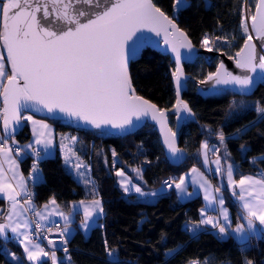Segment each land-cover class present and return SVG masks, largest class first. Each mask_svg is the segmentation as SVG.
<instances>
[{
    "label": "snow or ice",
    "instance_id": "6c2138e0",
    "mask_svg": "<svg viewBox=\"0 0 264 264\" xmlns=\"http://www.w3.org/2000/svg\"><path fill=\"white\" fill-rule=\"evenodd\" d=\"M187 7L190 5L183 0H176V18L179 11ZM240 29L246 38L244 46L236 53V67L244 74L234 75L221 63L216 72L199 81L201 85L212 84L208 90L212 95L218 93L217 86L231 88L234 94H250L257 81V77L250 73H256L257 69L264 73V51H258L253 42L254 39L260 41L259 49H264V0H256L255 12H251L247 0H244ZM144 32L163 35L167 50L174 54L175 68L171 75L176 86L174 108L178 121L185 119V114L193 116L192 109L180 98L184 86L181 62L190 59L181 49L191 51V41L154 0H0V45L7 52L6 57L0 55V97L3 99V108L0 109V198L8 203L7 213L0 215V239L7 243L10 232L30 264H47L48 260L51 264H71L67 244L68 237L76 232L71 227L75 216L83 210L79 229L87 236L95 228L103 227L100 220L105 215V208L91 166L75 148L77 137L62 138L61 156L65 170L91 199L71 205L68 213L60 210L61 205L55 197L36 208L34 193L20 172V163L31 155L33 164L28 179L33 185L44 183L39 164L53 158V139L49 125L35 120L32 115H24L25 110H46L52 118H73L92 128L104 129L105 134H110L109 128L128 132L143 126L144 118L150 117L160 126L167 156L174 162H182L181 149L177 146L178 132L168 126L165 110L136 95L132 88L129 64L141 55L149 40ZM202 44L208 51H213L207 35ZM9 66L11 74L7 70ZM259 79L264 82V76ZM240 105L246 111L253 110L243 100ZM235 107L236 102H231L229 108ZM254 110L256 119L235 135H243L255 124L264 122V105L257 102ZM22 121L34 126V140L23 147L13 148L12 145L18 144L15 136ZM206 131L211 135L210 128ZM217 138L219 145L203 141L200 155L205 168L209 164L215 165L214 175L227 179V187L240 209L238 219L242 218L244 223H237L232 228L229 210L220 194L222 189L213 188L206 174L196 167L181 175L178 181L170 177L163 183L169 189L175 188L178 200L198 195L195 190L188 192L189 186L203 191L205 207L200 210V220L184 226L193 239L214 229L217 230V239L232 238L244 250L253 237L260 239L264 236V173L255 177L241 175L237 182L234 175L238 166L234 161L230 162L231 154L223 131L217 133ZM249 150L246 145L240 146L242 154ZM210 154L216 155V159L209 161ZM112 156L116 157L115 150ZM257 160H264V156L255 158L253 163ZM116 163L114 159V168ZM4 165L8 166L7 169ZM133 171L137 174L136 179L143 180L142 169ZM115 175L126 196L134 191L139 197H158L163 192V189L144 192L122 169H117ZM209 211L216 215H209ZM144 222L142 220L141 224ZM45 228L49 233L56 229L55 236L65 253L64 260H58L56 256V240L47 235L42 237L48 241L49 250L39 243ZM165 240L166 237L162 236L161 241ZM104 243L110 264H122L114 250L108 247L107 240ZM178 250L166 252V260ZM0 252L9 255L6 247ZM10 258L22 264L21 257L15 253H11ZM209 259L205 257L202 262L194 259L187 264H209ZM245 264H253V261L246 260Z\"/></svg>",
    "mask_w": 264,
    "mask_h": 264
},
{
    "label": "trees",
    "instance_id": "16d2710c",
    "mask_svg": "<svg viewBox=\"0 0 264 264\" xmlns=\"http://www.w3.org/2000/svg\"><path fill=\"white\" fill-rule=\"evenodd\" d=\"M175 1L154 0V3L176 21L194 46L205 47L202 41L207 35L212 41L213 50L224 52L227 56H233L239 50L246 38L240 29L244 0H207V3L204 0H185L190 7L179 11L178 18L173 15ZM255 2L248 0L251 11ZM217 37L220 39L217 40ZM216 62L214 58L207 64L199 55L192 63L184 65L185 72L193 80L187 82L181 99L189 105L194 115L189 117L185 114V119L179 121L174 110L175 92L171 75L174 65L169 56L147 48L139 59L130 64V78L137 94L159 108L166 109L170 127L179 131V146L185 150L186 159L177 167L171 166L164 157L157 132L149 123L133 132L105 134L104 129L79 124L75 119L23 113L48 120L54 126L56 137L66 133L77 137L75 148L82 159L90 164L92 176L99 187L105 208V215L100 220L103 227L95 228L87 236L76 229L67 244L71 264H110L105 252V240L122 264H187L194 259L202 262L205 257L210 258L209 264H245L246 260L253 261V264H264V236L260 239L253 237L248 242L249 247L241 250L232 238L219 240L208 232L193 239L184 230L185 223L198 221L202 207L200 196L181 202L174 188H165L162 194L150 202L133 194L124 197L114 181L112 149L119 159L116 168L142 167L143 187L152 189L160 186L164 177L173 176L177 181L191 167L200 168L201 143L207 140L209 144L219 145L217 133L220 131L226 138L230 162L234 161L238 166L235 180L241 175L264 173V160L253 163L255 158L264 156V122L255 124L243 135H235L239 129L256 119V103L264 105V82L249 95L234 94L223 88H218L215 95L198 91L196 83L214 71ZM7 70L11 74L9 67ZM242 100L245 105H251L253 110L246 111L240 105ZM233 101L236 107L230 109L229 105ZM209 128L211 135L206 131ZM15 139L21 146L29 142L28 122L22 121ZM241 145H246L250 150L242 154ZM32 164L33 157L23 159L20 163L22 172L28 174ZM39 168L44 183L29 185L36 206L55 197L61 209L68 211L71 202L91 199L85 196L84 188L65 170L58 146L53 158L41 162ZM210 178L215 187L222 189L225 204L235 223L240 216V209L225 178L216 175ZM3 207L4 201L0 198V210ZM142 220L145 221L143 224ZM162 236L166 237L165 241H161ZM5 247L9 255L0 252V264H18L11 260V253L20 256L22 264H28L14 240L8 239L5 243L0 239V249ZM177 248L179 250L166 260L165 253ZM47 264H51V261H47Z\"/></svg>",
    "mask_w": 264,
    "mask_h": 264
},
{
    "label": "water",
    "instance_id": "95a60500",
    "mask_svg": "<svg viewBox=\"0 0 264 264\" xmlns=\"http://www.w3.org/2000/svg\"><path fill=\"white\" fill-rule=\"evenodd\" d=\"M256 3V2H255ZM251 12H255V5H254V8H253V10L251 11ZM168 16V15H167ZM169 18H171L170 16H168ZM175 23H176V21H175ZM249 23V27H250V21L248 22ZM177 24V23H176ZM178 25V24H177ZM179 27V26H178ZM180 28V27H179ZM180 30L181 31H183L185 34H186V32L183 30V29H181L180 28ZM139 35V34H138ZM143 35L144 36H146V37H149V40H148V42L144 45V48H143V50H142V52L145 50V49H150V50H154V51H157V52H160L161 54H164V55H167V56H169V59H170V61L173 63V65H174V68H175V58H174V54H172L169 50H167V46L165 45V43H164V37H163V35H161V36H156L154 33H149V32H144L143 33ZM187 35V34H186ZM188 37V36H187ZM188 40L190 41V39L188 38ZM254 43H256L257 44V46H258V51H264V49H259V44H260V41H258V40H255L254 39V41H253ZM191 44H192V42H191ZM244 46V42L242 43V45H241V47H243ZM240 47V48H241ZM240 48H239V50H240ZM3 50H4V53H5V57L7 56V52H6V50L3 48ZM238 50V51H239ZM237 51V52H238ZM181 52L185 55V56H187V57H190V59H186V60H182V62H181V67L183 68V71H184V86L182 87V89H181V92H180V98H181V96H182V93H183V91L184 90H186V84H187V82L189 81V80H193V78L189 75V74H187L186 72H185V69H184V65L185 64H189V63H192L199 55L203 58V60L208 64V63H210L214 58H216V67H215V69H214V71L213 72H211V73H214V72H216L217 71V68L219 67V65L221 64V63H223L224 64V66H225V68L228 70V71H231L234 75H242V74H244V72H243V70H241L240 68H237L236 67V53L233 55V56H227L224 52H219V51H216V50H213V51H208L207 50V48H205V47H202V48H198V47H196V46H194L193 44H192V50L191 51H189L188 49H181ZM142 54V53H141ZM141 56V55H140ZM140 56L137 58V59H139L140 58ZM137 59H134V60H132L131 62H130V64L132 63V62H134V61H136ZM130 64H129V69H130ZM9 68H10V66H9ZM10 71H11V69H10ZM129 75H130V73H129ZM250 75H252V76H256L257 77V81H256V83H255V86H254V88H253V90H252V92L256 89V87L260 84V83H262V81L259 79V77L260 76H264V73H261L260 72V70L259 69H257V72L256 73H250ZM206 77H207V75L202 79V80H204V79H206ZM5 83L7 82L6 80L4 81ZM172 84H173V88H174V92H175V105H176V99H177V97H176V86H175V83H174V81H173V78H172ZM196 86H197V89H198V91H200V92H202V93H206V92H209L208 90H210L211 88H212V84L211 83H208V84H203V85H201L200 83H199V81L196 83ZM218 88H223V89H228V90H231L232 91V89L231 88H226V87H224V86H217ZM132 88L134 89V87H133V85H132ZM135 90V89H134ZM251 92V93H252ZM135 93H136V95H138L137 94V92L135 91ZM250 93V94H251ZM237 94H242V93H237ZM242 95H249V94H242ZM138 96H140V95H138ZM140 97H142V96H140ZM144 100H147L150 104H154V103H152L151 101H149L148 99H145L144 97H142ZM0 103H1V107L3 108V99H2V97H0ZM155 105V104H154ZM156 107L158 108V109H163V110H165V112H166V114H167V117H168V111L166 110V109H164V108H159L157 105H156ZM174 110H175V108H174ZM23 113H26V114H31V113H39V114H44V115H48V116H50L47 112H46V110H41V111H34V110H25ZM59 118H62V119H68L67 117H62V116H60ZM69 119H73V118H69ZM79 122V124H84L82 121H78ZM145 123H149L150 125H152L154 128H155V130H156V132H157V135H158V139H159V142H160V145H161V147H162V150H163V154H164V157L166 158V160L168 161V163L171 165V166H174V167H177V166H179V165H181L184 161H185V159H186V152H185V150L183 149V148H181L180 146H179V131H178V129L177 128H175V129H172L173 131H177L178 132V136H177V146L181 149V158H182V162H174L172 159H170L168 156H167V154H166V150H165V148H164V146H163V137H162V135H161V132H160V126L158 125V124H156L154 121H152L151 120V118L150 117H146V118H144V120L142 121V124L144 125ZM86 125V124H85ZM168 126L170 127V125H169V119H168ZM142 126H139V127H136V128H133V129H130L129 131H136V130H138L139 128H141ZM171 128V127H170ZM20 131V130H19ZM18 131V132H19ZM108 131L110 132V133H116V132H118V133H121L119 130H117V129H108ZM17 132V133H18Z\"/></svg>",
    "mask_w": 264,
    "mask_h": 264
},
{
    "label": "crops",
    "instance_id": "0c3cea01",
    "mask_svg": "<svg viewBox=\"0 0 264 264\" xmlns=\"http://www.w3.org/2000/svg\"><path fill=\"white\" fill-rule=\"evenodd\" d=\"M0 55H3V56H5V53H4V50H3V46L2 45H0ZM35 120H38V121H43L44 123H47L48 125H49V128H50V131H51V138L53 139V153H55V150H56V146H58V150H59V152H60V154H61V151H60V144H61V141H62V138L63 137H75V136H72V135H70V134H68V133H66V134H63V135H59V136H57L56 137V134H55V131H54V129H53V124L52 123H50L48 120H46V119H40V118H36V117H33ZM26 122H28V121H26ZM28 126H29V130H30V140H29V142L27 143V144H29V143H32L33 142V140H34V134H33V125L30 123V122H28ZM39 130H42V129H38V131ZM65 143H70V141H67V140H65L64 141ZM211 145V144H210ZM14 155V154H13ZM208 159H209V161H213V160H215L216 159V156L215 155H213V154H210L209 155V157H208ZM200 160H201V167L199 168V167H196V166H193V167H196V168H198V169H200V171L201 172H204L205 174H206V176L209 178V180H210V182H211V184H212V186H213V188H216L215 186H214V184H213V182H212V180H211V176L212 175H214V168H215V165H212V164H209V166H208V168H205V166H204V159H203V156H201L200 155ZM4 167H5V169H7V165H4ZM193 167H191L190 169H188L186 172H184L182 175H184V174H186V173H188ZM209 168H211V169H213V171H209L208 169ZM32 171V168L30 169V171L28 172V174H24L23 172H22V169H21V166H20V172H21V174L23 175V177L25 178V180H26V182L28 183V186L30 185V184H33V182L31 181V180H29L28 179V177H29V174H30V172ZM244 176H249V175H244ZM240 179V178H239ZM239 179L238 180H236L237 182L239 181ZM179 180V179H178ZM177 180V181H178ZM225 182H226V185H227V179L225 178ZM159 188H161V189H163V192L166 190L165 189V187H163L162 185H160V186H158V187H155V188H153V189H151V191H149V193L150 192H160V190L161 189H159ZM174 188V187H173ZM174 190H175V188H174ZM188 192H193L194 190L195 191H197L198 192V195H195V196H193L192 198H194V197H196V196H200L201 197V200H202V207L200 208V210L202 209V208H204L205 207V201H204V193H203V191L202 190H199V189H193V187H191V186H189L188 187ZM237 190V192L239 191V189H236ZM162 192V193H163ZM175 192H176V190H175ZM161 193V194H162ZM131 194H133V195H135V197H138L139 198V196L137 195V194H135V193H131ZM220 194H222V192L220 193ZM176 195H177V193H176ZM159 196V195H158ZM222 196H223V194H222ZM147 198L149 199V200H147ZM191 198V199H192ZM223 198H224V196H223ZM2 199V198H1ZM142 199H145V200H147V201H150V202H152V201H154L155 199H156V197H143ZM151 199V200H150ZM154 199V200H153ZM187 200H189V199H183V200H180L181 202H185V201H187ZM3 201H4V207L2 208V210H0V215H5L6 213H7V208H8V203H7V201L6 200H4L3 199ZM49 201V200H48ZM47 201V202H48ZM79 201H81V200H78V201H73V202H71L70 203V205H69V209H68V211H64V210H62V209H60L61 211H64L65 213H68L69 211H70V206L71 205H73V204H78V202ZM86 202H88L89 200H85ZM24 202V200L23 199H21V203H23ZM33 202H34V200H33ZM47 202H45V203H43L42 205H40V206H36V204H35V206H36V208L37 209H39V208H41L44 204H46ZM225 207H227L226 206V204H225ZM228 208V207H227ZM200 210H199V213H198V221L200 220ZM229 210V209H228ZM229 213H230V220H231V226H232V228H235V226H236V224L237 223H244V221H243V219L242 218H240V219H238L235 223H233V217H232V214H231V212H230V210H229ZM209 215H216L214 212H211V211H209V213H208ZM26 215H29V214H26ZM77 216H79V219H77ZM55 219H57V220H59V217H55ZM82 220H83V210L81 209V211H80V213L78 214V215H76L75 216V218H74V222L71 224V227L72 228H74V229H79V225L81 224V222H82ZM197 221V222H198ZM260 226L258 225V228H259ZM80 230V229H79ZM81 231V230H80ZM230 231H231V229H230ZM82 232V234L84 235V236H86L85 234H84V232L83 231H81ZM209 232H211L213 235H215L216 236V232H217V230H214V229H210L209 230ZM8 239H12L11 237H12V234L9 232L8 234ZM72 236V235H71ZM71 236H69L68 237V240H69V238L71 237ZM217 237V236H216ZM234 240V239H233ZM235 242H237L236 240H234ZM39 243L41 244V246H42V243L39 241ZM19 245V244H18ZM19 247H20V250H21V254H22V256H23V258L25 259V261L28 263V264H30V262L29 261H27V258H26V255L23 253V248L19 245ZM56 256H57V258H58V260H61V257H60V253H59V249L56 251ZM49 262H50V260H48Z\"/></svg>",
    "mask_w": 264,
    "mask_h": 264
},
{
    "label": "rangeland",
    "instance_id": "374dc122",
    "mask_svg": "<svg viewBox=\"0 0 264 264\" xmlns=\"http://www.w3.org/2000/svg\"><path fill=\"white\" fill-rule=\"evenodd\" d=\"M206 3H207V0H204ZM183 2L184 3H186V1L185 0H183ZM176 7V1H175V5H174V8ZM247 7L249 8V6H248V0H247ZM250 9V8H249ZM173 15L175 16V14H174V10H173ZM206 48V47H205ZM53 126V125H52ZM53 129H54V126H53ZM71 137V136H70ZM112 152H113V149H112ZM111 152V153H112ZM114 159H116V161H117V163L119 162V159H118V157H117V155H116V157L114 158L113 156H112V166H113V160ZM137 168H140V169H142V174H143V168L142 167H138V166H126V167H124V168H122V167H119V168H114V170H113V174H114V181H115V184H116V186L119 188V190L122 192V194H123V196L124 197H128V195L126 196L125 195V193L123 192V190L120 188V186H119V184H118V180H119V178L115 175V172H116V170L117 169H122V170H124L125 171V173H126V175L130 178V179H132V181H133V183H136V184H138L139 186H141L142 187V189H143V191L144 192H146V193H149V191H151V189H147V188H144L143 187V184H144V177H143V180H138V179H136V172L135 171H133L134 169H137ZM251 176H257V175H251ZM235 179V178H234ZM162 181V180H161ZM161 185L163 186V187H165V188H167L166 186H164V184H162L161 183ZM153 189V188H152ZM159 189H161V188H159ZM132 193H135L134 191L132 192ZM136 194V193H135ZM138 195V194H137ZM147 197H149V196H147ZM140 199H142L143 197H139ZM146 198V197H145ZM147 200H149L148 198H147ZM151 200V199H150ZM154 200V199H153ZM185 224H188V223H185ZM185 226V225H184Z\"/></svg>",
    "mask_w": 264,
    "mask_h": 264
},
{
    "label": "built area",
    "instance_id": "2783aa9c",
    "mask_svg": "<svg viewBox=\"0 0 264 264\" xmlns=\"http://www.w3.org/2000/svg\"><path fill=\"white\" fill-rule=\"evenodd\" d=\"M0 109H2V107H1V103H0ZM9 143L11 144V141H9ZM12 147H13V148H16V147H23V146H21V145H19V144H16V145H12ZM29 151H30V150H29ZM29 156L32 157L31 155H29ZM170 177L173 178V176L164 177V178L162 179L161 183L164 184L163 182L166 181V180H168ZM164 186H165V185H164ZM33 229H34V226H33ZM55 233H56V229H55V228H53L52 233H49V232L47 231V228H45V230L41 233V239H40V242L42 243V246L46 248V250H49V249H48V241L45 240V239H43L42 237L45 236V235H47V236H49L50 239H54V240H56V241H57V249H59V253H60L61 260H64V258H65V253H64V251H63V248L60 246V243H59L57 237L55 236ZM67 248H68V246H67ZM68 253H69V250H68ZM69 255H70V254H69Z\"/></svg>",
    "mask_w": 264,
    "mask_h": 264
}]
</instances>
